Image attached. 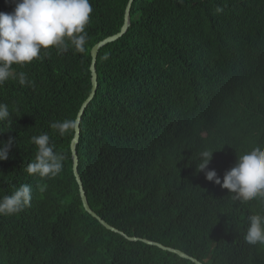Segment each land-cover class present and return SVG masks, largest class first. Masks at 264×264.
<instances>
[{"label": "trees", "instance_id": "obj_1", "mask_svg": "<svg viewBox=\"0 0 264 264\" xmlns=\"http://www.w3.org/2000/svg\"><path fill=\"white\" fill-rule=\"evenodd\" d=\"M91 1L85 52L55 53L64 68L53 74L43 62L22 68L32 87L0 88L11 120L0 122V141H15L0 161V197L22 184L32 191L29 207L0 216V264H196L143 240L202 264H264V245L244 240L247 216L264 213V202L232 200L194 162L214 151L208 169L222 178L237 155L264 146V0H135L127 33L100 49L79 174L90 207L137 241L85 211L75 129L50 128L77 120L92 92V49L125 23L130 0ZM45 132L64 156L51 178L25 171L36 153L31 137Z\"/></svg>", "mask_w": 264, "mask_h": 264}, {"label": "clouds", "instance_id": "obj_2", "mask_svg": "<svg viewBox=\"0 0 264 264\" xmlns=\"http://www.w3.org/2000/svg\"><path fill=\"white\" fill-rule=\"evenodd\" d=\"M11 6L14 9L11 10ZM217 12L222 9L217 8ZM93 12L90 0H1L0 2V88L11 81L18 80L20 85L34 86V81L20 71L21 67L34 59H43L42 50L55 47L58 54L70 48L76 52H85L88 42L86 28ZM118 35V34H117ZM44 55H48L45 51ZM9 107L0 103V122L11 124ZM77 126L75 119L57 120L50 128L60 136L71 133ZM9 137L0 141V161L7 160L14 143ZM36 146L34 160L27 163L25 171L29 175L41 178L55 177L63 170L64 156L56 152L48 133L31 137ZM213 152L207 149L197 154V172H204L207 181L214 182L227 189L234 201L247 203L252 200L264 202V146H256L250 151L237 155L233 167L223 177L208 165ZM41 193L47 185H38ZM31 186L22 184L12 194L0 197V216L14 215L31 205ZM244 240L249 245H264V213L247 216Z\"/></svg>", "mask_w": 264, "mask_h": 264}, {"label": "water", "instance_id": "obj_3", "mask_svg": "<svg viewBox=\"0 0 264 264\" xmlns=\"http://www.w3.org/2000/svg\"><path fill=\"white\" fill-rule=\"evenodd\" d=\"M134 1L135 0H130V2H129V5H128L127 10H126L125 25L123 26L121 32L118 35L109 37L106 40H104L103 42L99 43L96 47H94V49L92 51L93 61H92V66H91V72H92V75H93V90H92V94H91V99L87 103L84 104V107L82 108V110H81V112L79 114V118H78V121H77V126L75 128L76 136H75V138L73 140L71 151H72V158H73V172H74L76 181H77V183L79 185L80 196H81L82 204H83L85 210L89 214H91L94 218L98 219L99 222H100V224L102 226H104L106 229L111 230V231H113L115 233L122 234L124 237H126V238H128V239H130L132 241H137L139 239H137V238H129L128 235H126L125 233L121 232L117 228L113 227L112 225H110L109 223H107L106 221H104L102 218H100L91 209V207L89 205V202H88V198L86 196V192L84 190V186H83V182H82L81 176L79 174V156H78V151H77V146L79 144L80 135H81L80 122H81L82 115L84 114L85 108L87 107V105L89 104V102L96 95L97 89H98V74H97V69H96V63H97V59H98V53H99L100 49H102L104 46L108 45L109 43H113V42L117 41L123 35H125L127 33L129 27L131 26V18H130V16H131L132 4H133ZM143 241L146 244L158 246V247H160L162 249H165V250H169L171 252H174V253L180 255L181 257L191 259L196 264H202V263L198 262L197 260L190 258L189 256H187L186 254H184L183 252H181L179 250H174V249H171V248H166L163 245H161L159 243H156V242H153V241H150V240H143Z\"/></svg>", "mask_w": 264, "mask_h": 264}, {"label": "rangeland", "instance_id": "obj_4", "mask_svg": "<svg viewBox=\"0 0 264 264\" xmlns=\"http://www.w3.org/2000/svg\"><path fill=\"white\" fill-rule=\"evenodd\" d=\"M130 2V1H129ZM135 2V1H134ZM134 2H133V4H134ZM90 3H91V5H92V8H93V11H94V7H93V4H92V1L90 0ZM132 4V5H133ZM129 5V4H128ZM132 9V8H131ZM127 10V9H126ZM93 14V12L91 13V15ZM90 15V16H91ZM125 18H126V14H125ZM130 18H131V16H130ZM90 24V23H89ZM124 25H125V23H124ZM123 25V26H124ZM123 28V27H122ZM122 30V29H121ZM121 32V31H120ZM119 34V33H118ZM117 35V34H116ZM115 36V35H114ZM124 36V35H123ZM112 37V36H111ZM106 40V39H105ZM119 40V39H118ZM104 41V40H103ZM102 42V41H101ZM116 42V41H115ZM99 43H97L94 47H96L97 45H98ZM110 44V43H109ZM94 47H93V49H94ZM105 47V46H104ZM93 49H92V51H93ZM47 52L48 53V55H44V52ZM57 50L55 49V47H52V48H50V49H48V50H44V51H42L41 52V56H43V59H34L31 63H29V64H26L25 66H23V67H21V66H19V65H16V67L17 68H20V69H22V68H26V67H28V66H31V65H34V64H36V63H39V62H43L46 66H47V68H48V71L50 72V73H54V70L55 69H59L60 67L63 69L64 67H62V65L61 64H59L57 61H56V59H55V56H54V54L55 53H57L56 52ZM92 61H93V59H92ZM92 66V65H91ZM49 68H50V70H49ZM64 73L66 74V75H68L69 74V72L68 71H65V69H64ZM98 74V73H97ZM92 90H93V75H92ZM98 90V89H97ZM91 94H92V92H91ZM91 94H90V97L88 98V100L85 102V103H87L90 99H91ZM97 94V93H96ZM96 96V95H95ZM95 96H94V98H95ZM93 98V99H94ZM92 99V100H93ZM91 100V101H92ZM91 101L89 102V104L91 103ZM84 103V104H85ZM84 104L82 105V107H81V109H80V111H79V113H78V117H77V120L76 121H78V118H79V114H80V112H81V110H82V108L84 107ZM88 104V105H89ZM88 105H87V107H88ZM86 107V108H87ZM86 108H85V110H86ZM85 112V111H84ZM84 115V114H83ZM83 115H82V117H83ZM81 120H82V118H81ZM81 123V122H80ZM76 128V127H75ZM76 132V131H75ZM76 136V135H75ZM75 138V137H74ZM74 140V139H73ZM73 140H72V143H73ZM72 143H71V149H72ZM77 148H78V146H77ZM72 152V151H71ZM73 159V158H72ZM79 164H80V159H79ZM74 173V172H73ZM78 184V183H77ZM79 186V185H78ZM84 186V185H83ZM85 190V189H84ZM82 200V199H81ZM89 202V201H88ZM84 207V206H83ZM85 209V208H84ZM92 209V208H91ZM93 210V209H92ZM86 211V210H85ZM94 211V210H93ZM87 212V211H86ZM95 212V211H94ZM96 213V212H95ZM97 214V213H96ZM91 215V214H90ZM98 215V214H97ZM92 216V215H91ZM99 216V215H98ZM93 217V216H92ZM100 217V216H99ZM101 218V217H100ZM98 220V219H97ZM104 220V219H103ZM99 221V220H98ZM105 221V220H104ZM113 232V231H112ZM138 239V238H137ZM165 247V246H164ZM167 248V247H166ZM171 249H173V248H171ZM175 250V249H174ZM169 251V250H168ZM182 252V251H181ZM184 253V252H183ZM184 254H186V253H184ZM187 255V254H186ZM187 256H189V255H187ZM190 258H192V259H195V258H193V257H191V256H189ZM184 258V257H183ZM186 259H188V258H186ZM191 260V259H190ZM195 260H197V259H195ZM198 261V260H197ZM198 262H200V261H198ZM201 263V262H200Z\"/></svg>", "mask_w": 264, "mask_h": 264}, {"label": "bare ground", "instance_id": "obj_5", "mask_svg": "<svg viewBox=\"0 0 264 264\" xmlns=\"http://www.w3.org/2000/svg\"><path fill=\"white\" fill-rule=\"evenodd\" d=\"M103 42V41H102ZM99 43H101V42H99Z\"/></svg>", "mask_w": 264, "mask_h": 264}]
</instances>
